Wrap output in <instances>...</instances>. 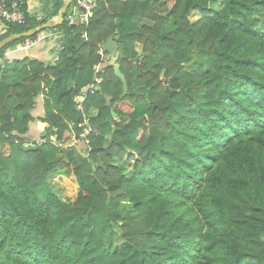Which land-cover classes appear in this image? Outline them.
Here are the masks:
<instances>
[{
	"label": "trees",
	"instance_id": "1",
	"mask_svg": "<svg viewBox=\"0 0 264 264\" xmlns=\"http://www.w3.org/2000/svg\"><path fill=\"white\" fill-rule=\"evenodd\" d=\"M54 1L42 19L24 0L25 22L0 21V41L56 17L63 0ZM94 2L86 25L72 2L60 26L42 31L38 45L55 37V61L6 65L5 50L36 35L0 50V264H264V0ZM115 31L130 93L110 66L88 92L98 46ZM197 49L209 66L177 69ZM86 114L85 153L48 142L67 144ZM36 121L45 142L32 146ZM65 174L78 186L72 202L48 183ZM113 200L126 214H112ZM97 220L116 228L122 249L96 234Z\"/></svg>",
	"mask_w": 264,
	"mask_h": 264
},
{
	"label": "built area",
	"instance_id": "2",
	"mask_svg": "<svg viewBox=\"0 0 264 264\" xmlns=\"http://www.w3.org/2000/svg\"><path fill=\"white\" fill-rule=\"evenodd\" d=\"M23 1L24 0H0V21L11 24H23L27 15L26 12L22 11L21 8H19L22 5ZM74 4V9L77 11L80 17L79 22L87 24L88 19L91 17V15L93 14V10L95 9V2H93L92 0H75ZM72 17H70V20H72ZM45 37L46 35L44 32L38 33L36 34L34 40L27 39L22 44L18 45L16 49L20 51L27 50L28 48L43 40ZM10 50L11 49H8L4 53V55H7ZM98 56L100 58V63L95 65L93 69L96 75H101L104 73L103 64L106 62V57L105 55H103L100 45L98 46ZM99 82L100 79L96 77L92 85L89 87V92H93L95 86ZM76 127L80 129L81 132L79 135L71 136L69 142H67V145L58 142L53 136L50 138L51 143L60 151H64L68 146H77L80 143H84L83 145L87 146L89 143L87 137L91 133L89 118L84 117L83 121L80 122Z\"/></svg>",
	"mask_w": 264,
	"mask_h": 264
},
{
	"label": "rangeland",
	"instance_id": "3",
	"mask_svg": "<svg viewBox=\"0 0 264 264\" xmlns=\"http://www.w3.org/2000/svg\"><path fill=\"white\" fill-rule=\"evenodd\" d=\"M211 8L215 11H219L222 8V4L220 2H214L211 5ZM198 18L197 14L193 13L190 15L189 20L191 22L195 21ZM261 26L264 27V22L260 23ZM137 52H140V47H136ZM189 63V64H188ZM202 65L204 68H207L209 66V62L206 60V55L201 52L199 49H197V52L194 56L190 58V60L185 64L187 69L189 71L197 68L198 66ZM184 67V65L182 66ZM132 77H135V73H131ZM142 94V93H141ZM149 102L145 98L144 103L141 105V114H146L148 110ZM49 184L54 185L56 190L60 191V197L63 201H73L78 193V186L75 182L74 177L70 175H60L57 177H54L48 181ZM125 204H117L113 200L111 202V208L112 211L116 212H122L123 214H126L127 207L124 206ZM124 216V215H123ZM113 228V229H110ZM97 235H99L105 243L111 244V246H115L118 249H122L124 242L123 240L118 236L116 228L110 225L109 223H101L98 222L95 226V230ZM109 250V248H108Z\"/></svg>",
	"mask_w": 264,
	"mask_h": 264
},
{
	"label": "water",
	"instance_id": "4",
	"mask_svg": "<svg viewBox=\"0 0 264 264\" xmlns=\"http://www.w3.org/2000/svg\"><path fill=\"white\" fill-rule=\"evenodd\" d=\"M71 2H72V0H63V6L59 10L58 15L53 22L52 21L46 22L45 24L39 26L38 28H36L34 30H29V31H27L25 33H21V34L11 35V36L3 39L2 41H0V50L2 48H4L7 44H9L15 40H18L20 38L30 37V36L40 32L42 30L53 29V28L60 26L63 23V17L65 15L69 5L71 4ZM175 31H176V28H175L174 20L170 19L169 23L166 25V34H171V33H174ZM117 34H118L117 31H115V33L101 45V49L105 54L108 55L109 66L112 67V70H113L115 77L118 80H120V82H121L122 95H127L128 93H130V91L128 90L124 75L120 72L119 65L116 64L118 58L123 57V46L118 44L119 37L117 36ZM164 50L169 56L173 55V52L167 51V49H164ZM134 61L135 60H129V63L131 64L132 68H135ZM174 64L176 65L177 69H180L184 63L174 61ZM163 74H164V71H162L161 76H163ZM164 91H165V95L167 98H170L171 95L175 93V91L170 90L167 85L165 86ZM82 100H83V97L79 98V101H82ZM113 116H115V114H113ZM109 197H110V195H109ZM112 214L115 216H118V212H112Z\"/></svg>",
	"mask_w": 264,
	"mask_h": 264
},
{
	"label": "crops",
	"instance_id": "5",
	"mask_svg": "<svg viewBox=\"0 0 264 264\" xmlns=\"http://www.w3.org/2000/svg\"><path fill=\"white\" fill-rule=\"evenodd\" d=\"M9 1V0H8ZM27 3V9L30 14H37L38 18H48L52 16V13L54 11V0H26ZM52 21L55 20V17L51 18ZM1 27V22H0ZM2 33V30L0 28V34ZM55 36V35H54ZM55 37H51L48 40H45L44 45H38L39 43L35 44L34 46L28 48L27 50L20 51L15 49H11L7 55L3 56V59L6 60V65H10L16 61H21L24 58H28L29 60H39L43 56L48 58L50 61L53 62L54 58L57 59V55L60 51L57 52V45H53L51 42L55 41L53 40ZM56 42V41H55ZM47 59V60H48ZM41 108H38L36 111V116L41 115ZM44 125L40 123L39 121H36L32 124L31 130L28 134V138H31L32 141H36L42 138V133L44 130Z\"/></svg>",
	"mask_w": 264,
	"mask_h": 264
},
{
	"label": "clouds",
	"instance_id": "6",
	"mask_svg": "<svg viewBox=\"0 0 264 264\" xmlns=\"http://www.w3.org/2000/svg\"><path fill=\"white\" fill-rule=\"evenodd\" d=\"M74 1H75V0H72V2H74ZM92 1L94 2V0H92ZM72 2H71V4H72ZM71 4H70V5H71ZM70 5H69V6H70ZM74 5H75V4H74ZM73 7H74V6H73ZM95 8H96V6H95ZM94 10H95V9H94ZM94 10H93V13H94ZM57 15H58V14H57ZM65 15H66V13H65ZM65 15H64V16H65ZM92 15H93V14H92ZM92 15H91V16H92ZM56 17H57V16H56ZM56 17H55V19H56ZM70 17H72V15H69V16H68V21H69V23L71 24V23L75 20V18L72 17V20H70ZM90 18H91V17H90ZM90 18H89V19H90ZM89 19H88V20H89ZM79 20H80V17H79L78 21H79ZM51 21H52V19H51L50 21H48V22H51ZM53 21H54V20H53ZM53 21H52V22H53ZM63 21H64V18H63ZM79 23H80V22H79ZM87 23H88V22H87ZM44 24H45V23H44ZM81 24H84V23H81ZM84 25H86V24H84ZM42 31H44V30H42ZM42 31H40V32H38V33H41ZM38 33H36V34H38ZM36 34H34V35H36ZM32 36H33V35H32ZM26 38H27V37H26ZM40 42H41V41H40ZM38 43H39V42H38ZM101 45H102V44H100V46H101ZM7 50H8V49H7ZM7 50H5V52H6ZM101 51H102V49H101ZM5 52H4V53H5ZM102 53H103V55H105V57H106V62L103 64V65H104V71H105V68H106L107 66H109V62H108V61H109V57H108V55L105 54L103 51H102ZM3 56H4V54H3ZM119 58H121V57H119ZM119 58H118V60H119ZM99 59H100V58H99ZM55 60H56V59L54 58V61H55ZM118 60H117V62H118ZM117 62H116V64H117ZM134 62H135V61H134ZM50 63H51V62H50ZM99 63H100V60H99ZM99 63H98V64H99ZM183 63H184V62H183ZM96 65H97V64H96ZM118 65H119V64H118ZM183 65H185V64H183ZM94 66H95V65H94ZM111 68H112V67H111ZM135 68H136V67H135ZM135 68H133V69H135ZM181 68H182V67H181ZM181 68H180V69H181ZM93 70H94V69H93ZM163 71H164V70H163ZM94 72H95V71H94ZM161 73H162V72H161ZM103 74H104V73H103ZM103 74H101V75H103ZM101 75H96V77H98V78L100 79L99 76H101ZM163 75H164V74H163ZM96 77H95V78H96ZM161 78H163V76H161ZM100 82H101V79H100ZM100 82H99L97 85H99ZM165 82H166V81H163V83H165ZM97 85H96V86H97ZM96 86H95V87H96ZM165 86H166V85H165ZM167 86H168V85H167ZM94 89H95V88H94ZM93 91H94V90H93ZM88 92H89V88H88ZM128 94H129V93H128ZM79 98H81V97H79ZM79 98H78V101H79ZM82 101H83V100H82ZM82 101H80V102H82ZM78 109H80L79 106H78ZM112 116H113V115H112ZM84 117L89 118L90 116H89V114H86ZM84 117L82 118V120H81L80 122L83 121ZM113 117H115V116H113ZM80 122H79V123H80ZM79 123H78V124H79ZM78 124H77V125H78ZM89 124H90V127H91L90 119H89ZM77 125H76V126H77ZM76 128H77V127H76ZM77 129H78V128H77ZM78 130H80V129H78ZM80 132H81V130H80ZM91 132H92V127H91ZM79 134H80V133H77V134H74V135H79ZM52 136L55 137L56 140H57L58 142H60V141L57 139L56 135H54V134H53V135H50V136L48 137V142H49L52 146H54V145L51 143V141H50V138H51ZM72 136H73V135H72ZM89 136H91V133H90ZM89 136L87 137L88 142H89ZM70 137H71V136H70ZM70 137H69V139H70ZM69 139H68L67 142H69ZM27 140H28V139H27ZM28 141H29V140H28ZM43 141L45 142V140H44V136L42 135V138H41V139L36 140V141H31V142L29 141V142L32 144V146H34L35 144H41ZM29 142L25 144V147H29V146H30V143H29ZM44 142H43V143H44ZM60 143H62V142H60ZM83 144H84V143H80V144H78L76 147H80L81 150H82V152L85 153L86 150L89 149V143H88L87 146H84ZM65 145H67V144H65ZM54 147H55V146H54ZM55 148H57V147H55ZM57 150L60 151L58 148H57ZM56 177H57V176H56ZM75 198H76V197H75ZM74 200H75V199H74ZM74 200H73V201H74ZM70 202H72V201H70ZM113 212H116V211H113ZM118 214H119V212H118ZM118 224H119V223H118ZM119 225H120V224H119Z\"/></svg>",
	"mask_w": 264,
	"mask_h": 264
}]
</instances>
